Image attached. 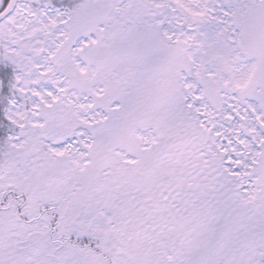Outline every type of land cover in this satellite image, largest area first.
<instances>
[{
    "label": "snow or ice",
    "instance_id": "snow-or-ice-1",
    "mask_svg": "<svg viewBox=\"0 0 264 264\" xmlns=\"http://www.w3.org/2000/svg\"><path fill=\"white\" fill-rule=\"evenodd\" d=\"M0 264H264V0H0Z\"/></svg>",
    "mask_w": 264,
    "mask_h": 264
}]
</instances>
